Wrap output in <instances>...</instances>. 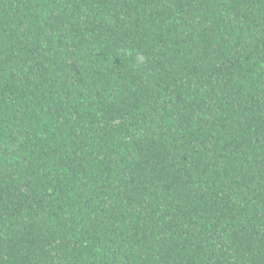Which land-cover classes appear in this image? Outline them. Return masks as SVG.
I'll use <instances>...</instances> for the list:
<instances>
[{"label":"trees","instance_id":"16d2710c","mask_svg":"<svg viewBox=\"0 0 264 264\" xmlns=\"http://www.w3.org/2000/svg\"><path fill=\"white\" fill-rule=\"evenodd\" d=\"M0 264H264V0H0Z\"/></svg>","mask_w":264,"mask_h":264},{"label":"clouds","instance_id":"9594fccd","mask_svg":"<svg viewBox=\"0 0 264 264\" xmlns=\"http://www.w3.org/2000/svg\"><path fill=\"white\" fill-rule=\"evenodd\" d=\"M125 55H131V52L125 51ZM145 62V57L143 55L136 56V64L137 66L142 65Z\"/></svg>","mask_w":264,"mask_h":264}]
</instances>
